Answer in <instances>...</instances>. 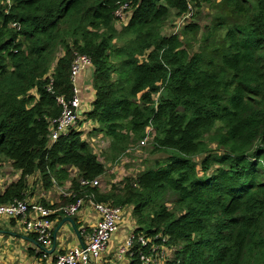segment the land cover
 Masks as SVG:
<instances>
[{
	"label": "trees",
	"instance_id": "obj_1",
	"mask_svg": "<svg viewBox=\"0 0 264 264\" xmlns=\"http://www.w3.org/2000/svg\"><path fill=\"white\" fill-rule=\"evenodd\" d=\"M252 2L0 0V164L21 173L0 204L23 200L27 176L62 185L74 168L71 196L51 207L60 215L90 195L131 208L134 233L168 250L164 264H264V7ZM203 9L208 22L192 21ZM77 56L91 63L79 94L84 121L108 140L101 158L75 130L48 140L57 99L73 97ZM148 131L150 154L165 158L101 189L105 164Z\"/></svg>",
	"mask_w": 264,
	"mask_h": 264
},
{
	"label": "built area",
	"instance_id": "obj_2",
	"mask_svg": "<svg viewBox=\"0 0 264 264\" xmlns=\"http://www.w3.org/2000/svg\"><path fill=\"white\" fill-rule=\"evenodd\" d=\"M264 7V0H262ZM128 6L123 5L115 11V18L124 21L125 11ZM193 11H189L184 15L179 23L186 24L192 19ZM16 28V25L13 24ZM90 60L84 56H77L71 65V80L73 83V97L69 102H64L63 99H57L58 103L62 106L61 115L51 121L49 142L52 144L58 140L62 135L78 128L81 121L79 111L82 108V102L77 89V79L83 74L88 67H90ZM147 132L146 137L140 141L139 146H145L149 139ZM80 184L84 187L98 186L97 180H80ZM65 195V194H64ZM71 196V192L64 197ZM88 201L92 209L98 214L99 220L88 237L84 245L74 246L65 250L63 253L58 254L51 261L46 264H134L135 258L138 259L139 264H164L170 258L168 250L163 244L156 245L154 240L158 239L155 236L150 239L146 236L135 234L134 231L126 238L124 243L117 249V257L119 259L129 258L128 261L123 263H109L105 261L103 254L106 253L108 243L117 232L118 223L123 215V208L112 207L108 204L95 202L90 195L79 198L75 203L60 209L63 213L70 217L75 215L83 206L85 201ZM52 211L36 203H28L26 200H14L10 203L0 204V216L20 219L27 232L32 233L36 237L37 243L43 248L42 258L47 260L45 249L52 244ZM139 244L138 248L134 251V243ZM165 239H162V243ZM168 254V255H167Z\"/></svg>",
	"mask_w": 264,
	"mask_h": 264
},
{
	"label": "crops",
	"instance_id": "obj_3",
	"mask_svg": "<svg viewBox=\"0 0 264 264\" xmlns=\"http://www.w3.org/2000/svg\"><path fill=\"white\" fill-rule=\"evenodd\" d=\"M204 10H202V14L204 16L209 15V11L205 13ZM192 21L204 23L202 20L193 19ZM173 23L172 25L175 26ZM182 27L183 24L177 20L175 26L176 32L172 34L179 32ZM193 50L196 51L197 46H194ZM85 72L78 77L76 85L79 93H85L86 95L85 90L89 86L87 85L89 75ZM88 108L89 104L82 103V108L78 112L81 119L84 118L82 117L83 113ZM86 123L91 127H96L91 122ZM81 125L82 123L80 121L76 131L82 133L83 139H87V141L88 139H96L97 135L93 132L96 128L92 132L84 133L79 130ZM98 137H102V135ZM67 172L68 180L64 181L62 185H58L54 179H51L49 185L43 181L42 176L38 172L25 178L26 188L23 192V199L31 204L38 203L52 211V244L45 249L47 260L42 258L43 248L37 243L35 235L25 230L24 224L20 219L0 216V264H46L47 261H51L65 250L74 246L84 245L87 242L89 235L99 220L98 214L92 209V206L87 200L75 215L69 217L73 225L67 221L62 222L68 216L65 214L60 215L57 210L51 209V207L60 202L61 197L68 194L71 180H77L79 178L74 168H69ZM20 177V171L14 170L10 162L5 161L1 163L0 195L3 194L7 186L16 182ZM134 230L135 224L131 216V208L124 207L123 215L118 223L117 232L109 241L106 253L103 254L105 261L109 263H123L129 260V258L119 259L117 257V249Z\"/></svg>",
	"mask_w": 264,
	"mask_h": 264
},
{
	"label": "rangeland",
	"instance_id": "obj_4",
	"mask_svg": "<svg viewBox=\"0 0 264 264\" xmlns=\"http://www.w3.org/2000/svg\"><path fill=\"white\" fill-rule=\"evenodd\" d=\"M253 0H250L251 3ZM205 13L208 12V9L204 10ZM195 13V12H194ZM174 16L170 17L168 21L165 23L163 29V35L168 36L173 32H176L175 26L177 24V19L174 20ZM199 19L202 20L204 23L208 22V18L204 16L202 13L198 16ZM195 20V19H194ZM172 21V22H171ZM174 22L175 26L172 25ZM187 23V21L185 22ZM81 127L79 130L81 132L87 133L92 132L96 127L89 126L88 123L84 121V118L81 119ZM88 124V125H87ZM96 139H88V142L91 143L93 151L101 158L100 153L101 151L105 150L108 147L107 139H103L100 133L96 134ZM150 136V132L148 133ZM87 140V139H86ZM151 146H138L137 144L130 146V150L127 152V156L122 159L120 163H117L114 166H110L109 163L105 164L106 169L108 170L105 177L101 180L99 185L101 189H104L107 184L119 183L125 177H134L140 170H142L145 166L153 165L156 161H162L165 158L163 154H150ZM168 255V254H167Z\"/></svg>",
	"mask_w": 264,
	"mask_h": 264
},
{
	"label": "water",
	"instance_id": "obj_5",
	"mask_svg": "<svg viewBox=\"0 0 264 264\" xmlns=\"http://www.w3.org/2000/svg\"><path fill=\"white\" fill-rule=\"evenodd\" d=\"M85 73H87V75H91V68L88 67V68L86 69V72H85ZM64 221H67V222H69V223H71V224L73 225V222H72V220H71L69 217H65V218L62 220V222H64Z\"/></svg>",
	"mask_w": 264,
	"mask_h": 264
}]
</instances>
